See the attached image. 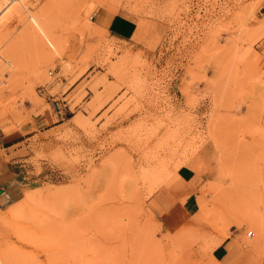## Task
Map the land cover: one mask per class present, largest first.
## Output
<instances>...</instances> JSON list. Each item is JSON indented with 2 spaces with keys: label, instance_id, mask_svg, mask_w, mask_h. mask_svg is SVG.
<instances>
[{
  "label": "rangeland",
  "instance_id": "rangeland-1",
  "mask_svg": "<svg viewBox=\"0 0 264 264\" xmlns=\"http://www.w3.org/2000/svg\"><path fill=\"white\" fill-rule=\"evenodd\" d=\"M56 3L61 53L30 35L15 67L0 58V259L234 264L237 249L212 259L230 239L264 264V0ZM9 12L0 55L29 21L7 31ZM117 15L131 39L108 32ZM163 190L176 210L155 205Z\"/></svg>",
  "mask_w": 264,
  "mask_h": 264
},
{
  "label": "bare ground",
  "instance_id": "bare-ground-1",
  "mask_svg": "<svg viewBox=\"0 0 264 264\" xmlns=\"http://www.w3.org/2000/svg\"><path fill=\"white\" fill-rule=\"evenodd\" d=\"M28 0H0V9H2L3 11H10L9 12V15H10V19H11V21L8 23V24H6V29H7V31H8V29L10 28V27H12L11 26V24H12V22L13 23H15L14 22V20L15 19H17L18 18V20L19 19H21L22 21H24V19L26 18V16H28V20L29 21H27L28 23H23L26 27H25V29L24 30H22L21 31V29H20V33L18 34V36H16L17 38L16 39H11V40H13V43H11L9 46L7 45V48L5 47V51L3 50V54H1L0 55V58L1 59H3L4 60V62L5 63H7L9 66H11V67H15L16 66V64H17V62H16V60H14L13 58H11V54H8V53H11L13 50H15L17 47H19V45H20V41H21V43L22 44H26V43H29L28 42V40H26L27 38H31L30 37V35H33L34 36V43H33V41L31 42V43H33V45L35 46L36 45V47L37 48H39V49H43L44 50V47L46 46L47 48L46 49H48V51L47 52H51V50L48 48V46L51 48V49H53V52H56V53H61L64 49H65V45H64V43H63V41L64 40H62L61 39V37L60 36H58L59 34H57V36L55 35V34H53L54 32H52V30L53 29H55V28H53L52 30L50 29L51 28V24L52 23H49V15L51 14V13H53V12H51V9H53V8H51L52 6H54V5H56V6H58L57 4L58 3H56V0H49V2H48V4L45 6L44 4H46V2H44L43 3V7L41 8V7H39V8H41V9H39L38 8V11L36 10V11H33V12H31V11H27V9H26V11H27V15H25L24 13H23V9H25V4H26V2H27ZM29 2V1H28ZM31 2V1H30ZM30 2H29V4H30ZM60 3H61V0H60ZM55 6V7H56ZM62 7V6H61ZM60 7V8H61ZM58 9V8H57ZM62 9V8H61ZM63 10V9H62ZM65 10V9H64ZM54 11H56V10H54ZM78 10H76V14H77V16H80L79 15V13L77 12ZM51 12V13H50ZM65 12H67V11H65ZM2 13V12H1ZM59 14H61V13H59ZM23 15H25V17H24V19H22L23 18ZM66 15L68 16V13H66ZM7 16V15H6ZM54 16V15H53ZM51 17V16H50ZM55 17V16H54ZM53 17V18H54ZM64 17H65V14H64ZM7 18V17H6ZM1 19V18H0ZM51 19V18H50ZM58 19V18H57ZM80 19V18H79ZM17 20V21H18ZM22 21H20V22H22ZM51 21L52 22H55V21H53L52 19H51ZM58 21V20H57ZM19 22V21H18ZM59 22V21H58ZM48 23H49V26H50V28H49V26H48ZM60 23V22H59ZM56 24V23H55ZM73 24V23H72ZM53 25V27H54V23L52 24ZM73 25H75V24H73ZM72 25V26H73ZM77 25L78 24H76V27H77ZM72 26H71V28H72ZM60 27H61V25H60ZM66 27V26H65ZM69 27V26H68ZM74 27V26H73ZM67 28V27H66ZM81 28V27H80ZM2 29H4V28H2ZM1 28H0V30L1 31H3ZM61 29V28H60ZM59 28L58 29H56V30H60ZM75 29V28H74ZM73 29V30H74ZM69 30V29H68ZM67 30V31H68ZM6 32V31H5ZM22 32V33H21ZM57 32V31H56ZM55 32V33H56ZM62 32H63V30H62ZM61 32V33H62ZM66 32V31H65ZM79 32V31H78ZM7 33V32H6ZM5 33V34H6ZM68 33V32H67ZM17 34V33H16ZM8 34H6V36H7ZM15 35V34H14ZM81 35V34H80ZM9 36V35H8ZM24 36H26V37H24ZM62 37H63V35H61ZM66 35H64V37H65ZM82 36V35H81ZM24 37V38H23ZM11 38H12V36H11ZM14 38V37H13ZM76 38V37H75ZM3 40L5 39L4 37L2 38ZM21 39V40H20ZM22 39L24 40V41H22ZM33 39V38H32ZM2 40V41H3ZM1 41V40H0ZM10 41V40H9ZM26 41V43H24ZM4 42V41H3ZM6 42V41H5ZM1 43V42H0ZM6 45V44H5ZM28 45V44H27ZM22 48H23V46L22 45H20ZM26 46V45H25ZM3 47V48H4ZM20 49V47L18 48V50ZM25 49H27V48H25ZM25 49H23V50H25ZM34 49H36V48H34ZM17 50V51H18ZM21 50V49H20ZM16 51V50H15ZM18 66V65H17ZM181 166H177V168H176V170L177 169H179ZM155 170H157L156 168H155ZM147 173H149L148 171H147ZM200 201H202V200H200ZM203 203V202H202ZM201 205H204V204H201ZM205 206V205H204ZM203 207V206H202ZM204 208V207H203ZM202 208V209H203ZM0 264H4V262H3V260L2 259H0Z\"/></svg>",
  "mask_w": 264,
  "mask_h": 264
},
{
  "label": "crops",
  "instance_id": "crops-1",
  "mask_svg": "<svg viewBox=\"0 0 264 264\" xmlns=\"http://www.w3.org/2000/svg\"><path fill=\"white\" fill-rule=\"evenodd\" d=\"M106 27L111 36L120 40L131 39L138 28L133 20L121 15L109 18ZM193 177V171L189 166H182L179 168L177 178L181 183L191 182ZM176 193V191L171 192L170 190H163L155 197V205L159 210H176L178 205ZM230 249H232V251L234 249V252L236 251L235 249L239 251L237 259L233 262L234 264H252L255 262L254 256L257 253L255 248L244 246L239 243L238 240L230 241V239H224L222 243L214 248L212 259L215 262L226 260L229 256Z\"/></svg>",
  "mask_w": 264,
  "mask_h": 264
},
{
  "label": "built area",
  "instance_id": "built-area-1",
  "mask_svg": "<svg viewBox=\"0 0 264 264\" xmlns=\"http://www.w3.org/2000/svg\"><path fill=\"white\" fill-rule=\"evenodd\" d=\"M40 93L44 94L43 89L40 90ZM55 109L58 111V113H62V107L58 101H55ZM251 234L253 235V233H249L248 237H250Z\"/></svg>",
  "mask_w": 264,
  "mask_h": 264
}]
</instances>
